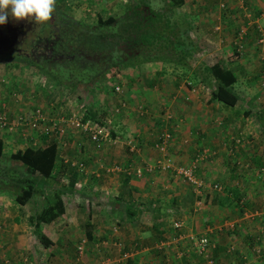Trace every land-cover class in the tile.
Here are the masks:
<instances>
[{
	"label": "crops",
	"instance_id": "1",
	"mask_svg": "<svg viewBox=\"0 0 264 264\" xmlns=\"http://www.w3.org/2000/svg\"><path fill=\"white\" fill-rule=\"evenodd\" d=\"M220 1L185 0L177 12L188 14V34L197 44L194 51H199L192 50L191 66L217 61L232 68L236 97L229 96L230 102L208 99L216 87L212 75H192L199 85H186L192 68L185 72L183 66L161 60L131 66L129 77L134 79L127 81L122 92H111L117 98L110 107L115 119L111 127L107 125L110 137L101 146L90 139L84 142L77 133L80 129L72 125L65 127L68 133L63 140L55 137L56 180L46 191H62L64 212L40 222L50 244L38 239L29 219L35 205L26 221H20L18 217L23 215L18 213L11 216L17 223L14 231H19L0 236V264H31L29 258L41 264V260L60 257L66 243V250L74 243L77 251L82 239L84 250L77 256L83 253L85 264L98 258L100 264H205L206 254L213 264H264V60L258 44L264 36V0H224L223 10L217 7ZM206 5L211 14L200 10ZM233 19L239 21L236 26H231ZM241 27L245 32L240 37ZM206 36L211 37L212 47L204 41ZM209 53L215 55L211 62L204 59ZM33 75L38 76L34 85L39 89L41 81L50 83L37 69ZM207 82L212 85L205 91ZM58 88L51 93H60L61 85ZM70 92L65 91L71 97L60 95L62 100L67 97L68 108L62 110L66 115L80 112L76 105L80 97L90 101L87 88ZM61 97L48 101L46 109L60 113L56 106L60 107ZM163 129L172 131L167 148L176 164L190 165L206 150L194 167L195 175L205 182L202 189H196L172 167L158 165L163 156L155 143ZM63 146L69 148L64 154ZM73 162H82L83 167ZM134 166L142 168L140 175ZM71 170H76L74 179ZM25 204L15 209L22 210ZM176 220L181 222L180 228L174 227ZM53 226L52 234L65 228L51 239L46 229ZM189 233L209 236L206 254L199 251ZM31 239L43 251L41 255L31 248Z\"/></svg>",
	"mask_w": 264,
	"mask_h": 264
},
{
	"label": "trees",
	"instance_id": "2",
	"mask_svg": "<svg viewBox=\"0 0 264 264\" xmlns=\"http://www.w3.org/2000/svg\"><path fill=\"white\" fill-rule=\"evenodd\" d=\"M60 1L56 0V4ZM153 1H126L117 12H107L92 22L73 16L64 17L62 24L55 23V20L35 23L29 18L23 34L19 31L0 36V58H17L31 63L39 72H43L50 84L61 85V89L76 93L80 89L84 92L87 88L91 92V88L107 89L108 86L112 92L120 93L127 85L123 76L126 81L134 79L129 77L131 66L161 60L183 66L185 72L192 68L194 71L191 75H196L197 71H200L202 78L212 75L216 87L210 90L208 99L217 97L229 101V96L235 98L233 84L236 75L232 68L217 61L211 65L201 63L196 68L191 66L190 57L197 44L188 34L191 27L186 18L188 14L183 16L177 12V7L183 5L185 0H159L156 10H153ZM15 34H19L16 43L13 42ZM56 37L60 45L54 47L55 51L63 50L58 53L47 51L48 44L45 42ZM5 43L15 44L4 47ZM36 43L40 46L36 47ZM118 84L120 91L115 89ZM119 107L124 106L120 104ZM100 115L91 110L83 115V119L91 117L102 123L104 119ZM23 136L33 138V143L38 141L39 144L30 143L11 150L5 159L6 140L0 135V158L9 161L6 167H0V192L11 194L15 205L35 203L36 209L29 219L34 224L38 239L47 246L50 239L40 229V222L64 212L62 191H46V187L56 180L58 146L55 137L39 130L35 135L28 133ZM71 171V179H74L76 170Z\"/></svg>",
	"mask_w": 264,
	"mask_h": 264
},
{
	"label": "rangeland",
	"instance_id": "3",
	"mask_svg": "<svg viewBox=\"0 0 264 264\" xmlns=\"http://www.w3.org/2000/svg\"><path fill=\"white\" fill-rule=\"evenodd\" d=\"M126 1H129V0H61L60 2H57V4H56L57 7L55 8V12L53 13L51 20H55V23H57V24H62L63 23L62 20L64 17H66V16L72 17L73 16L77 19L84 17L87 21H90V22L96 21L99 19L100 16H103L107 12H110V13L117 12L119 7ZM130 1H132V0H130ZM158 1L155 0L153 2V4H152L154 6L153 10H156L157 8H159ZM217 4H218L217 7L219 9L223 10L225 8V6L224 7L220 6V2H217ZM200 10H202L203 12H206L207 14H211L210 5H206L203 9H200ZM27 21L29 22L28 19L17 21L15 19H13L11 17V15H9L7 23L0 25V36L2 34L6 35V34H11L13 32L19 33V31H20V33L23 34V32H25V30L23 31L24 27L26 25H28ZM31 21H34V20L31 19ZM232 21H234V22L231 26H236L235 23L238 20L235 21V19H233ZM218 23H215L214 25L219 26L220 24H218ZM242 23H243V21H242ZM59 27H63V26H59ZM15 35L16 36L13 39V42H15L17 40L16 37L19 36V34L18 35L15 34ZM206 37L207 38H205L204 41L206 42L207 46H209V44H211V47H212L213 43L211 41H209V39L211 37L210 36H206ZM47 42H45L46 44H48L47 51L50 52L53 50L54 52L58 53V52H61L63 50L62 48H60L59 51H55V49H54L55 46L59 47V45H60V43H58V37H56L54 40L49 41L48 43ZM15 43H12V44H10V43L6 44L5 43V44H3V46L5 47V45H8L9 47H13V45ZM39 46L40 45L38 43H36V47H39ZM1 48L2 47H0V53L2 52ZM194 52H199V51H194ZM260 54H261V51H260ZM213 58H215V55H213L211 53L204 56V59H207L208 62L213 61L212 60ZM25 63L26 62H23L17 58H8V57L0 58V115L6 116V121H8L7 124L2 127L3 129L0 130V135L3 136L6 140L5 159H6V156L7 157L9 156V152L11 150H15L17 148H22L24 145L30 144V143L35 144V145L39 144L38 141L33 143V138H29L28 136L24 137L21 129H18V127H16V125H13V121L18 118L19 113H21L24 110H30V112L32 113L36 107L40 106L41 109L49 117H56L57 118L58 116H61V115L66 116V113L63 112L62 110H64V109L67 110L68 107L65 108V104H66L65 100L67 97L72 96L71 94L65 93L64 89H61L60 93H59V91H56V90L55 91L57 93L56 92L51 93V90L54 88H57V90H59L58 85L54 86L50 83L47 85L43 81L40 82L39 87H40V89H42V91L39 92L38 90H40V89L38 88V86L34 85L36 83L34 80H37V78H38V76L36 77L33 75L34 73H36V67L31 63H29V64H25ZM200 74H201L200 71L196 72V76H199ZM35 77H36V79H35ZM189 77L190 78L188 80H185V82L187 81L188 83H192V86H196L197 82L196 83L194 82V77L192 75ZM41 78H43V77H41ZM126 80L127 79L123 76V81H124L125 85L127 83ZM187 82L185 83L186 85H187ZM204 84H205L204 88L207 87V89H205V91L208 90L209 86L212 85L209 82L204 83ZM33 85L36 86L37 88L34 89ZM197 85H199V84H197ZM202 88H203V86H202ZM237 89H238V87H237ZM84 92H85V90H84ZM111 92H112V90L109 88V86L107 87V89L105 87H99V89L97 91L93 90L92 92H88V94L86 92L87 97L90 98L89 99L90 101L86 100L85 97H80L79 102L76 103V105H78L77 108H79L80 112L83 115L88 114L91 110L96 111L98 116H101L100 114H102L104 122L107 120V125L109 127H111L110 124L115 119V117L110 112V107L113 103L115 104L117 102V98ZM41 95H43L44 97L42 98ZM56 95H58V97H61L60 95L67 96L66 98L64 96L63 100H62V97H61V99H58V100H62L60 105H59L60 107L56 106V109H59L61 111L60 113L52 112V110L46 109L48 107L49 102L53 101L51 99L55 98ZM40 97H41V100L39 101L38 98H40ZM90 102H92V105L95 104V102H96L97 106L89 105ZM98 102H99V105H98ZM35 103H39V104H35ZM102 103L104 104L103 106L101 105ZM66 106H68V104ZM20 107H22V108L24 107V109L20 110ZM97 109H99V111H97ZM31 113H29V115ZM24 114H26V113H24ZM91 119H94V118H91ZM47 124L48 125L50 124L49 125V127H50L52 125V122L49 120L47 122ZM29 131H30V132H28L29 134L35 135L36 131H38V129H33V130L30 129ZM65 133H68V132L65 131L64 134ZM77 133L81 134L80 138L84 142L86 140L89 141V137H88V134H86V132L80 130ZM54 134L58 135L59 133L57 134L53 131L52 136H54ZM61 148H62L63 154L65 153L66 149H69L68 147L65 148L64 146ZM70 148H74V147L72 146ZM8 164H9L8 160L6 161V160L0 158V167L1 168L6 167ZM60 182L61 183L64 182L63 184H65V181H62V178H60ZM46 188H51V187L49 185ZM17 206L18 205H15L13 197L11 194H9L7 192H0V208L3 210V211H0V214L1 215L4 214L2 216L0 215V226H1L0 227V236H3L5 233H8L9 231L14 232V233L19 231L17 229H15V231H14L13 227L17 223L13 222L16 219H12L13 217H11V216L18 213L20 215H23L22 218L18 217V219L20 221L25 220V218L27 217V214H30L32 212V209L35 208V203L28 202L24 205L22 210H21V207H18L19 211L15 209ZM5 213H7L8 215H5ZM4 216H5V221L3 222ZM8 220H9V223H8ZM51 228H54V226L49 227V228L47 227L46 232L51 233L50 236L52 239V238H55V235L59 232V230H62L65 227L57 228V230L58 229L59 230L57 232H55V234H52ZM33 242H35V240L31 239L29 243L31 245H33ZM10 245H11V248L13 250V247H14L13 244L10 243ZM65 245L67 247H69V244L66 243ZM65 245L63 246V244H59V246L64 247L62 249V251H64V252L60 255V257L55 256L49 260L48 259H46L44 261L41 260V262H42L41 264H70V262H72V264H74L75 262H76L75 264H85L86 260L83 259V257H84L83 253L81 255L78 254V256H77L78 250L76 251L74 243L71 244L72 247L70 250L69 249L66 250ZM31 248L33 250H35L38 255H41V253L43 252L40 248L36 247L35 245L31 246ZM82 255H83V257H82ZM6 257H8V255ZM75 257H77V258L75 259ZM29 259L32 262L31 264H36L35 263L36 261L34 259H31V258H29ZM39 261L40 260H38V262ZM101 261H102V259H99V258L97 260L95 259V260H93V262H94L93 264H100Z\"/></svg>",
	"mask_w": 264,
	"mask_h": 264
},
{
	"label": "built area",
	"instance_id": "4",
	"mask_svg": "<svg viewBox=\"0 0 264 264\" xmlns=\"http://www.w3.org/2000/svg\"><path fill=\"white\" fill-rule=\"evenodd\" d=\"M243 2V0H240ZM220 6L224 7L225 2L224 0L220 1ZM261 30H263V27H261ZM245 32V28L241 27L239 34L240 37L242 34ZM259 38V37H258ZM258 44H260V51H261V57L264 60V36L261 35L260 38L258 39ZM187 84H190L187 82ZM262 85H264V79L261 82ZM191 85V84H190ZM115 89L120 91L121 86L118 84L115 86ZM118 108H116L117 110ZM83 114L81 112H72L66 116L61 115L56 117H49L42 109L40 106L36 107L35 110L29 115V114H24V113H19L18 118L13 121V125H16V127H19L23 133V135L28 134L30 132L29 130L33 129H38L40 132H45L49 133L51 137H56L60 138L61 140L63 137V134L65 132V127L67 125H72L73 127H76L80 129L81 131H84L88 134L89 139L96 145V146H101V144L105 141V139H108L110 137V131L108 130V127L106 126L107 123L105 122H99L95 119L91 118H86L83 119ZM52 122V125L49 127L51 124H47L48 121ZM8 121H6V116L0 115V127H3L4 125L7 124ZM27 131V132H26ZM59 133L58 135L54 134ZM171 137V132L168 129H163L161 132L160 136L157 137L158 140L156 141L155 145L157 146L158 150L161 152V155L163 156L162 159H158L157 163L160 165L162 168H168L172 167L176 173L180 174L182 177H184L187 181L191 182L196 189H202L205 186L204 180L201 178H198L195 173H194V167H195V162L198 161V159L202 156H205L206 150L199 156L195 158V162H191L190 165H184V164H176L169 156H168V148H167V141ZM129 144L132 146L131 141H129ZM133 147V146H132ZM73 164H76L78 167H83L82 162H73ZM117 168V166H115ZM135 167V166H134ZM148 167L147 169H149ZM134 171L138 175L141 174L142 168L136 166L134 168ZM213 187H217L215 184H213ZM173 225L175 228H180L181 227V222L180 221H174ZM190 239H192L199 251L201 253L206 254V249L210 245V239L207 234H201V235H195V234H187ZM85 239H82L81 242L77 245V250L78 252H82L84 249V242ZM206 263L205 264H213L214 261L210 256H207ZM106 262V261H105ZM72 264V263H71ZM101 264H106V263H101ZM109 264V263H107Z\"/></svg>",
	"mask_w": 264,
	"mask_h": 264
},
{
	"label": "clouds",
	"instance_id": "5",
	"mask_svg": "<svg viewBox=\"0 0 264 264\" xmlns=\"http://www.w3.org/2000/svg\"><path fill=\"white\" fill-rule=\"evenodd\" d=\"M56 0H0V25L6 24L9 15L17 21L33 19L46 23L52 19Z\"/></svg>",
	"mask_w": 264,
	"mask_h": 264
}]
</instances>
